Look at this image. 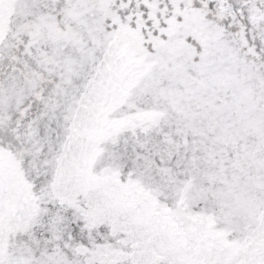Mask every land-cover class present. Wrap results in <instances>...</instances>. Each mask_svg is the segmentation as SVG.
Here are the masks:
<instances>
[{
    "label": "snow or ice",
    "instance_id": "1",
    "mask_svg": "<svg viewBox=\"0 0 264 264\" xmlns=\"http://www.w3.org/2000/svg\"><path fill=\"white\" fill-rule=\"evenodd\" d=\"M0 264H264V0H0Z\"/></svg>",
    "mask_w": 264,
    "mask_h": 264
}]
</instances>
